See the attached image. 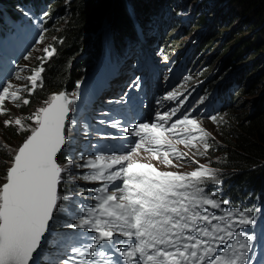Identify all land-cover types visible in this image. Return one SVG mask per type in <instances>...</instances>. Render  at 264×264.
<instances>
[{"label":"snow or ice","instance_id":"6c2138e0","mask_svg":"<svg viewBox=\"0 0 264 264\" xmlns=\"http://www.w3.org/2000/svg\"><path fill=\"white\" fill-rule=\"evenodd\" d=\"M42 52L27 75L29 65H16L12 78L0 74V115L9 116L4 126L29 133L0 184V264H40L48 248L45 264H264L257 258L264 232L255 231L261 208L232 207L220 196L219 170L200 162L216 143L202 120L219 125L223 117L194 114L208 99L188 102L185 85L194 77L156 99L147 119L134 115L139 76L108 100L115 107L100 114L101 127L92 123L79 81L72 93H52L35 111L13 117L6 105L28 106L44 86L57 48ZM30 58L31 52L24 56ZM75 133L89 142L91 154H68ZM191 165L187 172L165 170ZM78 180L92 186L74 191L69 186Z\"/></svg>","mask_w":264,"mask_h":264},{"label":"trees","instance_id":"16d2710c","mask_svg":"<svg viewBox=\"0 0 264 264\" xmlns=\"http://www.w3.org/2000/svg\"><path fill=\"white\" fill-rule=\"evenodd\" d=\"M0 1L4 3L8 0ZM68 1L59 0L57 5L52 8L51 13L55 17L58 15L59 19L54 22L50 32V43L57 48V55L46 65L43 88L38 90L33 97H30L28 106L20 108L19 112L22 114L26 111H35L34 105L39 102L43 103L52 92L63 90L66 87L70 88L75 79L84 78L90 70V61L95 57L94 51L102 50V45L100 47L101 38L95 44H93L94 41L89 42L90 36H92L91 32L97 33L98 29H102V33L105 29V35H107L111 33L108 28H105L107 25V27H112L115 33H119L121 39L126 34L134 33L129 10L134 11L139 20H147L154 16V11L157 8L165 4L164 0ZM233 2L240 7L241 11L253 15L254 27L259 30L254 32L252 42H254L253 46L263 60L264 0H233ZM198 18L202 19L203 22L204 16ZM188 33H181V36L188 35ZM213 33L215 36L208 38L207 41L198 46L197 53L213 49V40L220 35V32L213 31ZM240 40L241 37L236 42ZM160 41L167 52H170V49L180 55L184 49L183 41L177 39L173 30L168 29L163 33ZM247 42L249 40L245 39L240 46L238 45L235 52L227 56L226 68L222 67L219 71L221 78L225 77L227 73L231 72V69L236 68L240 63H245L247 55L243 45H246ZM87 44L88 47L86 48ZM224 52L223 49L221 53H217L218 58H221ZM260 63V60H255L251 65L249 64L244 68V74L234 79L236 88L233 90L235 94H232L231 97L235 100L238 99L239 95L236 94V89L241 83V78H249L253 82L250 90L246 92V96L259 94L258 87H262L263 78L258 72H253L251 75H248V72L253 68L258 71ZM248 66L249 70L246 71ZM221 116L226 120L217 127V138L219 137L220 142L215 143V147L209 150V155L211 154L218 159L214 166L221 168L219 174L223 184L220 186V190L225 193V199L236 200L241 208H251L254 205L259 207L256 201L259 198H264V105L253 108L246 105L241 108H238L237 105L232 106L224 110ZM0 127V139L4 141H14L21 145L27 136L20 134L19 136L15 131L16 127ZM2 153L0 150V166L5 158L1 155ZM63 159L64 157L61 156L60 161L63 162Z\"/></svg>","mask_w":264,"mask_h":264},{"label":"rangeland","instance_id":"374dc122","mask_svg":"<svg viewBox=\"0 0 264 264\" xmlns=\"http://www.w3.org/2000/svg\"><path fill=\"white\" fill-rule=\"evenodd\" d=\"M164 0L165 8H164V21L162 22V25L158 27V30H162L163 27L166 24L170 25V30L175 31L177 39L183 41L184 43V49L180 53L179 57L184 55V53L192 49V52L188 55L187 59L182 58L180 60V63L182 61H188L186 65V69L183 71L180 69L182 65L176 66V72L178 74V78H182L183 76H192L194 77L193 80H197L196 86H200L201 89L205 90L207 93H215L216 87L221 85L222 83L229 84L232 80H234L236 77L233 73L234 71H237L241 68L243 71L244 68L255 60H260L261 63L259 64V69L256 71L255 68L251 69L248 72V75H251L253 72H258L260 74V77L263 78V85L262 87H258L259 94H252L250 96H246V92L250 90V87L252 86L253 82L250 81V79H240V85L236 89V94L239 95L238 99L235 100L232 96V94H235V92L231 93L230 91L223 92V96H225V99L222 100L223 104V110L220 112V115L226 110L227 108L234 107L237 105L238 108H241L242 106H250V107H258L264 105V73L261 74V72L264 70V56L262 60V56H260L256 49L254 48L252 42L253 34L254 32H257L259 29L254 27V17L251 14L245 13L240 10V7L233 2V0ZM66 2H69L66 0ZM59 7V6H58ZM200 16H204V20L202 22V19L198 18ZM261 27V26H260ZM109 30H111V27H106ZM2 31V25L0 24V32ZM112 31V30H111ZM213 31L220 32L214 40H213V49L206 50L205 52H198L195 49L198 44H202L205 41L208 40V38L215 36ZM151 32V30H150ZM188 33V35L181 36V33ZM228 33V34H227ZM214 34V35H213ZM90 40L93 39V36L95 33L91 32ZM241 37V40L236 42L237 39ZM11 39V37H2L0 39V49L8 47V41ZM249 40V42L246 43L245 46V52H246V61L245 63H240L236 68L231 69L230 73H227L225 77L221 78V73L219 71L222 69V67L226 68V59L227 56L233 52L236 51L238 45L244 41ZM100 39H95L93 44ZM257 41V39H255ZM104 44L102 45V49H104V46L108 50V39L106 36L103 37ZM89 44V43H88ZM88 44L86 45V48L88 47ZM102 44V42H101ZM44 47H46V43H42L40 46H38L35 50L31 52V55L34 53H37V51L42 50ZM225 50L223 56L221 58H218L217 53H221ZM106 51H104L105 53ZM261 52V51H260ZM264 53V51H263ZM175 54V53H174ZM173 54V55H174ZM172 55V56H173ZM97 58V57H96ZM217 60V61H216ZM178 59H176V63ZM26 60L23 59L19 65L25 64ZM113 62V59H112ZM240 66V68H239ZM29 70V69H28ZM28 70L23 73L24 75L28 74ZM249 70V66L246 69V71ZM226 71V70H225ZM236 76H239V74H236ZM250 77V76H249ZM221 78L220 82L218 81ZM181 80H178L180 82ZM218 81V82H217ZM14 83H17L14 80ZM24 83V82H23ZM210 84H213L212 87H208ZM178 87V86H177ZM176 87V88H177ZM231 88H236V84H232L230 86ZM51 95V94H50ZM49 95V96H50ZM49 98V97H48ZM47 98V99H48ZM46 99V100H47ZM234 100V101H233ZM45 101V100H44ZM43 101V102H44ZM37 103L34 105L35 110L42 106L43 103ZM262 104V105H261ZM7 107L11 108V115L18 116L22 115L20 111V108H14L11 104L6 105ZM33 107V108H34ZM32 108V109H33ZM232 111V110H231ZM233 112V111H232ZM30 111H26L24 114H30ZM233 114V113H232ZM235 114V112H234ZM9 119L8 115H0V126H4L3 121ZM226 118H223V123L225 122ZM203 126L213 134L215 137L216 143L220 142L219 137L217 138L218 130L217 127L221 126L214 125L212 122H203ZM5 127V126H4ZM14 127V126H13ZM1 129V127H0ZM17 132V129H15ZM29 133H21L20 135H28ZM76 134V133H75ZM74 134V135H75ZM80 134V133H79ZM19 135V136H20ZM82 135V134H80ZM21 140V139H20ZM24 140V139H23ZM23 142V141H22ZM74 148L69 151L68 154L76 153L78 154V148L83 150V146H80L78 144V141H74ZM21 144V143H20ZM4 145L11 146L10 149L4 148ZM18 145V146H17ZM78 145V147H77ZM19 143L17 142H7L2 139H0V150H2L3 156H5L2 165L0 166V184L5 182V176H6V170L8 167L11 166L12 160L15 151L19 148ZM9 152L11 154H9ZM217 157L212 156L211 154L207 157L200 158L201 163H211V166L213 168H216L221 172V168L215 167L214 165L217 164ZM195 165L191 166H185L181 169H165V170H171V171H191L192 168H194ZM81 171V170H76ZM5 174V176H4ZM84 186H88L84 181L78 180V183L76 185H70L74 191H80L83 189ZM222 193V192H221ZM240 207V205H239ZM64 230V229H60ZM68 232H71L72 230H67ZM53 251L52 248H48L41 257V263L45 264V262L49 259V253Z\"/></svg>","mask_w":264,"mask_h":264},{"label":"bare ground","instance_id":"6f19581e","mask_svg":"<svg viewBox=\"0 0 264 264\" xmlns=\"http://www.w3.org/2000/svg\"><path fill=\"white\" fill-rule=\"evenodd\" d=\"M15 15H12L11 17H13ZM3 18V17H2ZM1 18V19H2ZM15 31V29H13ZM34 31V30H33ZM30 33H32V30H30ZM228 34V33H227ZM97 35V34H95ZM98 37V36H97ZM100 39V38H98ZM104 44V42H102V45ZM100 47H101V42H100ZM104 49H106V47L104 46ZM94 53H98V54H105L104 53V50L102 49L101 51H94ZM91 63V61H90ZM111 60L110 59H106V58H103V59H100L99 61H96V64L97 65H101L103 68H106L107 70L109 69L110 67V64H111ZM103 68L100 67L101 71L99 73L98 76L94 75V74H90L89 72L84 76L83 78V81L85 83H89L90 80H93V81H97L98 83L95 84L94 86L96 87L97 85L101 84V81H104L105 80V77L103 76ZM90 70H92V67L90 66ZM89 70V71H90ZM233 70V69H232ZM236 76V75H235ZM232 84L234 85L235 83L232 82ZM225 91H230L231 93H233L234 91L231 90V87H223L221 88V91L220 93L217 95V97H221L223 92ZM201 95V94H200ZM202 96V95H201Z\"/></svg>","mask_w":264,"mask_h":264},{"label":"water","instance_id":"95a60500","mask_svg":"<svg viewBox=\"0 0 264 264\" xmlns=\"http://www.w3.org/2000/svg\"><path fill=\"white\" fill-rule=\"evenodd\" d=\"M101 30H102V29H98V30H97V33H95V34H97L98 36H100V35H101ZM248 65H249V64H248ZM233 73H234L235 75H236V74H239V76H235V75H234L236 78H239L240 75L244 74V72H243L241 69H238L237 71H234ZM261 73H264V70H263ZM259 75H260V74H259ZM40 258H41V257H40ZM40 258H39V259H40Z\"/></svg>","mask_w":264,"mask_h":264}]
</instances>
